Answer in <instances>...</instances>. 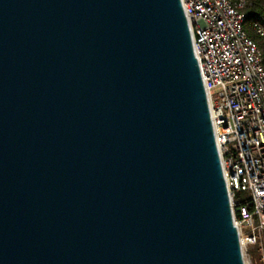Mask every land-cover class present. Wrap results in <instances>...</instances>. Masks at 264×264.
Wrapping results in <instances>:
<instances>
[{
	"label": "water",
	"instance_id": "95a60500",
	"mask_svg": "<svg viewBox=\"0 0 264 264\" xmlns=\"http://www.w3.org/2000/svg\"><path fill=\"white\" fill-rule=\"evenodd\" d=\"M0 264H246L181 0H0Z\"/></svg>",
	"mask_w": 264,
	"mask_h": 264
},
{
	"label": "built area",
	"instance_id": "2783aa9c",
	"mask_svg": "<svg viewBox=\"0 0 264 264\" xmlns=\"http://www.w3.org/2000/svg\"><path fill=\"white\" fill-rule=\"evenodd\" d=\"M208 95L242 248L264 236V77L221 0H181ZM243 1V0H241ZM264 31V28H261ZM236 192L249 194L238 202ZM248 232H247V230ZM264 261V254L262 255Z\"/></svg>",
	"mask_w": 264,
	"mask_h": 264
},
{
	"label": "trees",
	"instance_id": "16d2710c",
	"mask_svg": "<svg viewBox=\"0 0 264 264\" xmlns=\"http://www.w3.org/2000/svg\"><path fill=\"white\" fill-rule=\"evenodd\" d=\"M246 9L245 10L248 13V16L247 20L244 22V29L249 37L257 42L262 52V61L264 65V40L259 36L254 28L255 22H260L264 25V0H248ZM235 200L238 202H246L249 200V196H246L243 192H236ZM249 253L256 261V264H264V261L262 260L264 248L261 250L260 246L257 244L249 250Z\"/></svg>",
	"mask_w": 264,
	"mask_h": 264
},
{
	"label": "bare ground",
	"instance_id": "6f19581e",
	"mask_svg": "<svg viewBox=\"0 0 264 264\" xmlns=\"http://www.w3.org/2000/svg\"><path fill=\"white\" fill-rule=\"evenodd\" d=\"M224 4L227 11L232 13V19H238L239 31L241 36L246 42L247 47L252 50V53L258 60V69H260L261 75L264 77V65L262 61V52L257 44V42L250 38L244 29V22L247 20L248 13L246 12V6L248 0H221ZM246 9V10H245ZM261 20V19H260ZM256 21V20H255ZM254 28L259 34L260 37L264 40V31L261 28H264V25L260 22L254 23ZM216 142H219V134H215ZM221 158V153H220ZM222 167L226 166V159H221Z\"/></svg>",
	"mask_w": 264,
	"mask_h": 264
},
{
	"label": "rangeland",
	"instance_id": "374dc122",
	"mask_svg": "<svg viewBox=\"0 0 264 264\" xmlns=\"http://www.w3.org/2000/svg\"><path fill=\"white\" fill-rule=\"evenodd\" d=\"M243 194H245L246 196H249L248 193H245L243 192ZM247 230V229H246ZM248 232V230H247ZM260 246V249L262 250L264 248V236L262 238V241L260 244H258ZM254 247V246H252ZM252 247H247V248H243V253H244V259H245V263L246 264H256V261L253 259V257H251L250 253H249V250L252 248Z\"/></svg>",
	"mask_w": 264,
	"mask_h": 264
}]
</instances>
